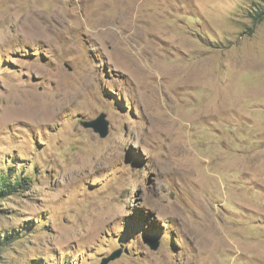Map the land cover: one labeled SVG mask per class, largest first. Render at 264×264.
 <instances>
[{
  "label": "rangeland",
  "instance_id": "rangeland-1",
  "mask_svg": "<svg viewBox=\"0 0 264 264\" xmlns=\"http://www.w3.org/2000/svg\"><path fill=\"white\" fill-rule=\"evenodd\" d=\"M261 10L0 0V264H264Z\"/></svg>",
  "mask_w": 264,
  "mask_h": 264
},
{
  "label": "trees",
  "instance_id": "trees-1",
  "mask_svg": "<svg viewBox=\"0 0 264 264\" xmlns=\"http://www.w3.org/2000/svg\"><path fill=\"white\" fill-rule=\"evenodd\" d=\"M255 24L260 23L264 20V11L261 10L256 16L253 17ZM32 177L29 176H20L17 174L13 175L9 169V172L5 174L4 172L0 173V201H4L7 197L29 190L31 186ZM8 238H2L0 236V252L8 246Z\"/></svg>",
  "mask_w": 264,
  "mask_h": 264
},
{
  "label": "water",
  "instance_id": "water-1",
  "mask_svg": "<svg viewBox=\"0 0 264 264\" xmlns=\"http://www.w3.org/2000/svg\"><path fill=\"white\" fill-rule=\"evenodd\" d=\"M106 118H107L106 114L102 113L97 119L92 120V121H87L83 124H84V127L93 129L94 132L98 133L101 138H105L109 134V122ZM121 254L122 252L119 251L112 257H109L108 259H106L103 264H108L110 261L116 260L117 258L121 256Z\"/></svg>",
  "mask_w": 264,
  "mask_h": 264
},
{
  "label": "bare ground",
  "instance_id": "bare-ground-1",
  "mask_svg": "<svg viewBox=\"0 0 264 264\" xmlns=\"http://www.w3.org/2000/svg\"><path fill=\"white\" fill-rule=\"evenodd\" d=\"M47 101V100H46ZM46 101H45V103H46ZM49 102H52V99H49L48 100ZM40 102V101H39ZM42 103H44V102H42ZM41 103V104H42ZM26 104V106L25 107H27L28 109H26V110H23V113H22V115L23 116H25L26 115V113H28V110H29V108H31L32 110L35 108L36 109V111H38V113L40 114V115H42V114H44L43 113V110H45V109H43L42 110V108L40 109L39 107H40V103H38L36 100L34 101V102H30L29 104L28 103H25ZM44 106V105H43ZM60 107V106H59ZM57 108V107H56ZM47 112V111H46ZM36 115V114H35ZM46 115V114H45ZM224 250V249H223Z\"/></svg>",
  "mask_w": 264,
  "mask_h": 264
}]
</instances>
